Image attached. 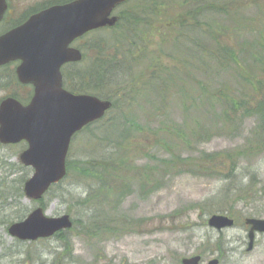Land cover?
<instances>
[{"label":"trees","instance_id":"16d2710c","mask_svg":"<svg viewBox=\"0 0 264 264\" xmlns=\"http://www.w3.org/2000/svg\"><path fill=\"white\" fill-rule=\"evenodd\" d=\"M64 1L68 0H57ZM250 1L260 18L245 16L247 9L244 8L249 7L248 4L244 7L246 0H127L116 8L118 20L114 26L82 36L78 45L83 59L62 68L63 85L74 93L107 98L112 105L103 118L80 131L96 138L95 150L101 155L86 160L67 158L66 177L77 175L80 179L91 180L106 195L118 187L116 204L118 197L130 191V180L125 178L123 171H118L127 168L122 163L127 158L125 140L133 130L143 128L128 117L125 108L140 101L141 97H153L164 107L170 104L172 96L184 95L187 99L190 95L191 102L186 100L182 104V122L156 120L159 125L155 128L159 131L157 143H170L165 137L168 136L174 149L165 146L168 157L152 155L155 164L174 172L184 170L185 162H189L190 169L202 173H223L227 182L219 188L222 195L201 202L206 214L220 212L233 216L231 201L245 196L248 200L256 199L259 190L254 188L251 176L244 183L235 175L239 159L257 157L264 151V5L258 6V0ZM155 31L162 49L178 64L170 66L150 55L152 51L145 47V41ZM89 50L93 56L88 55ZM137 65L142 67L136 68ZM189 71L196 81L191 83L190 90L186 89ZM196 75H202L205 80L199 81ZM226 75L232 77L235 84H229ZM197 103L206 106V114L212 115L208 118L218 121L209 132L214 129L219 133L222 130L236 133V125L244 118L252 116L256 120L243 144L225 151L223 159L229 162L227 170L216 165L220 159L214 152L203 151L198 158L183 156L181 149L201 136L198 128L187 125L185 117L190 106ZM201 137L206 138L205 133ZM152 169L154 173L155 167ZM26 171L19 162H10L0 156V205L10 209L11 199L22 197V184L28 176ZM136 174L137 179L149 176L147 169ZM61 182L53 185L46 195L56 192ZM146 185L143 179L139 187L143 190ZM232 191L236 193H230ZM39 202L45 208L43 200ZM201 203L195 202L196 205ZM82 204L93 210L90 218H95L98 206L88 198ZM24 213L16 212L13 220H21ZM92 229L107 231L99 229L98 224ZM55 235L60 237L62 232Z\"/></svg>","mask_w":264,"mask_h":264},{"label":"rangeland","instance_id":"374dc122","mask_svg":"<svg viewBox=\"0 0 264 264\" xmlns=\"http://www.w3.org/2000/svg\"><path fill=\"white\" fill-rule=\"evenodd\" d=\"M10 1L22 12L28 5L43 0ZM258 2V6L264 5V0ZM247 4L249 7L244 8L247 9L245 16L260 18L259 13L252 7L255 5H250V0H246L244 7ZM161 45L156 31L145 41V47L152 51L150 55L157 57L161 63L170 66L178 64L177 60L168 57L167 51H164ZM88 55L93 56L91 50ZM142 65H137L136 68H141ZM188 76L190 79L187 80L186 89L190 90L191 83L196 81L192 71H189ZM196 76L199 81L205 80L202 75ZM225 78L229 84H235L229 75ZM12 92L21 96L24 91L10 82H0V98ZM139 99L140 101L125 108V111L130 119L138 122L143 128L141 131L133 130L127 135V158L122 162L127 168L118 169L130 180V191L118 197L119 201L114 204L118 187L106 195L98 190L91 180L80 179L77 175L64 178L56 192L43 197L44 211L49 216L69 214L74 222L73 227L61 230L60 237L53 235L32 241L13 237L7 228L9 224L16 222L13 220L16 212H25L26 216L40 202L26 200L23 195L20 198H12L10 209L0 205V264H180L182 257L200 254L203 250H206L205 256L208 257L217 248V240L221 239L224 244L232 246L235 244L233 240L246 238V229L243 227L245 217L264 218V151L257 157L239 159L235 175L244 183L251 176L254 188L259 190L258 197L248 200L245 196L244 199L231 201L233 204L230 207L237 226L217 235V232L206 224L209 214L204 213L201 202L206 203L209 198L222 195L219 188L227 182L223 173H202L198 169H190L189 162H185L184 170L172 172L169 168L157 166L152 158V155L168 157L169 152L167 153L165 146H172L174 149V144L168 136L165 137L170 143H157L159 131L155 128H159V125L156 120L165 123L167 119L171 122H182V104L186 100L191 102L190 95L187 99L184 95L172 96L170 104L164 107L158 105L154 101L156 99L150 96ZM206 113V106L197 103L190 106V110L185 114L187 125L192 129L198 128L201 136L205 133L206 138L200 136L182 148L183 156L198 158L203 151L214 152L220 159L216 165L223 171L227 170L229 162L223 159L225 151L240 147L256 120L252 116L244 118L236 125V133L226 130L219 133L214 129L209 132L218 121L208 118L211 114ZM95 141L96 138L86 132L78 133L71 141L67 158L86 160L101 155L95 150ZM22 148L23 143L0 147V156L14 162ZM143 168L147 169L149 176L147 179L145 176L137 179L136 172L143 171ZM26 169L29 176L31 168ZM143 179L147 181V185L142 190L139 184ZM230 193L234 194L236 191ZM85 198L98 206L100 211L97 210V214L94 212L95 218H90L93 210L83 206ZM195 202L201 204L196 205ZM230 203L226 204V208ZM95 224H98L99 229L104 228L107 231H95L92 229ZM257 239L264 241V235H258ZM260 253L264 254V251ZM250 261L251 258L248 257L239 260L237 256H230L226 264H249Z\"/></svg>","mask_w":264,"mask_h":264},{"label":"water","instance_id":"95a60500","mask_svg":"<svg viewBox=\"0 0 264 264\" xmlns=\"http://www.w3.org/2000/svg\"><path fill=\"white\" fill-rule=\"evenodd\" d=\"M126 0H70L33 14L19 26L0 35V65L18 59L21 83H31L33 94L26 104L8 96L0 100V143L25 141L18 162L31 168L22 185L26 200L39 201L49 188L66 176V157L74 134L102 118L110 109L109 99L90 93H73L63 87L61 67L78 62L82 52L70 44L85 33L113 26L114 9ZM6 9L0 0V18ZM249 246L255 232H264V218L246 217ZM234 220L213 213L207 225L216 230L232 227ZM69 214L49 216L41 205L24 219L11 223L8 232L22 241L47 238L69 229ZM200 256L183 257L182 264H199ZM211 259L208 264H216Z\"/></svg>","mask_w":264,"mask_h":264},{"label":"flooded vegetation","instance_id":"af4514ba","mask_svg":"<svg viewBox=\"0 0 264 264\" xmlns=\"http://www.w3.org/2000/svg\"><path fill=\"white\" fill-rule=\"evenodd\" d=\"M5 3H6V9L0 18V35L10 29H13L19 26L20 24L25 22L30 16L45 9L46 7L54 5V4H60L63 2H57V0H43L41 2L28 5L22 12H19L16 9L12 1L5 0ZM79 39L80 38H77L74 41H72L70 46L79 48V45H78ZM20 63H21L20 60L15 59V60H11V61H8L7 63L0 65V71H2V73H0V82H4V83L10 82L11 84H13V86H17L21 90L23 89L24 92L21 94V96H19L17 93L12 92L0 98V100L8 96L14 97L22 103H27L30 100L33 94V85L31 83H21L18 80L16 69ZM77 63L79 62H70V63H66L65 65L77 64ZM65 65L61 67V74H62V68ZM62 79H63V76H62ZM26 146H27L26 143H24V147ZM234 226H237V222L235 221V219H234V225L232 227ZM243 227L246 229V238H238V239L233 240L232 242H234L235 244L232 246L224 244L223 240L221 239L217 240L216 241L217 248L214 249L211 255L206 257L205 256L206 250H203L202 252H200L199 264H208V262L211 259H216L217 260L216 264H226L230 256H237L239 260H243L247 257L251 258V261L249 264H264V254L260 253L264 251V249L263 250L261 249L262 247H264V243H263L264 241H259L257 239V236L260 234L264 235V232L255 233L252 244L249 246V239L247 236L249 226L244 224ZM227 229L229 228H223V229L214 230V231H216L217 235H219V234H222L223 231ZM225 241H230V240H225ZM180 264H181V260H180Z\"/></svg>","mask_w":264,"mask_h":264}]
</instances>
